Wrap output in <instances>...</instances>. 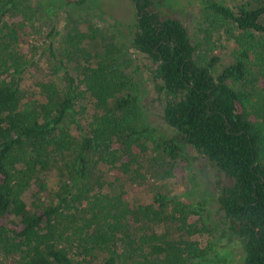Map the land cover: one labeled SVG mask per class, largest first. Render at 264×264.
Returning <instances> with one entry per match:
<instances>
[{"label": "trees", "instance_id": "1", "mask_svg": "<svg viewBox=\"0 0 264 264\" xmlns=\"http://www.w3.org/2000/svg\"><path fill=\"white\" fill-rule=\"evenodd\" d=\"M197 1L239 31L232 62L198 58L185 24L160 8L164 0H132L131 45L156 65L162 118L173 131L157 146L181 162L164 178L181 180L184 168L190 176L186 148L194 149L216 171L212 195L244 264H264V0ZM30 8L0 0V253L14 264H227L221 237L207 247L194 239L203 227L188 216L202 217L206 198L172 206L163 190L149 202L128 193L153 131L142 127L118 36L95 54L83 47L102 36L93 25L90 33L72 28L60 43L50 38L42 51L24 47ZM43 60L52 65L40 81Z\"/></svg>", "mask_w": 264, "mask_h": 264}, {"label": "rangeland", "instance_id": "2", "mask_svg": "<svg viewBox=\"0 0 264 264\" xmlns=\"http://www.w3.org/2000/svg\"><path fill=\"white\" fill-rule=\"evenodd\" d=\"M69 1L76 0H51V2L50 0H25V3L31 7L28 9V13L33 17L28 22L27 30L29 28L30 36L27 38L28 44L26 43L24 47L34 45L42 51L48 47L50 38L54 42L60 43L63 33L72 28L78 27L81 31L90 33L89 27L93 25L100 29L102 36L86 41L83 47L95 54L102 50L104 42L111 43L113 36H118L124 53L121 59L123 69L135 91L134 93L139 96V102L143 109L142 127H148L153 131L147 140V150L141 159L143 164L141 173L134 183L127 185L131 199L149 202L155 189L163 190L169 194L174 199L172 206L177 203V206L185 205L192 203L193 199L206 198L208 203L203 216H188L190 223L203 227V231L197 233L194 239L202 247H207L215 241L218 243L221 237L217 248H224L227 264H244L245 252L241 241L229 237L230 232L226 229L224 214L219 210L212 195L216 171L208 165L206 160L197 156L195 150L187 146L188 160L192 168L191 175L189 176L183 164L185 172L181 180L180 177L164 178L165 172L171 165L179 166L181 162L171 160L157 146L162 135L170 136L173 131L162 118L165 100L155 88L153 72L156 65L131 45V28L135 14L134 3L132 0H89L83 8L75 3H69ZM216 1L234 7L245 0ZM50 3L56 5V10L53 13L48 10ZM159 5L160 8L170 10L185 24L192 41L198 45L197 57L202 58V61L208 62L212 56L220 57L222 64L234 60L235 50L239 48V31L229 22L223 21V17L214 11L205 10L197 0H164V5ZM57 31L62 35L55 34ZM50 34L52 35L50 36ZM83 62V58H81L80 61L68 63V66L70 70L74 71ZM49 65H52L51 60L50 62L43 60L40 63L41 69L38 76L40 81L49 76ZM27 78L30 79L29 84L31 83V85L37 81L32 78L31 74ZM54 79L60 81L59 77H54ZM56 183L57 175L52 172L48 176L49 189H55ZM26 199H31L30 195H27ZM0 264H14V262L0 253Z\"/></svg>", "mask_w": 264, "mask_h": 264}]
</instances>
